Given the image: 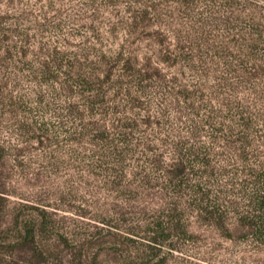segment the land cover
<instances>
[{
  "label": "rangeland",
  "instance_id": "obj_1",
  "mask_svg": "<svg viewBox=\"0 0 264 264\" xmlns=\"http://www.w3.org/2000/svg\"><path fill=\"white\" fill-rule=\"evenodd\" d=\"M184 11L176 0H0V264H264V243L237 225L263 185L264 71L178 48ZM190 11L226 47L256 42L264 64V0ZM117 54L132 58L125 68ZM200 195L221 222L195 208Z\"/></svg>",
  "mask_w": 264,
  "mask_h": 264
},
{
  "label": "trees",
  "instance_id": "obj_2",
  "mask_svg": "<svg viewBox=\"0 0 264 264\" xmlns=\"http://www.w3.org/2000/svg\"><path fill=\"white\" fill-rule=\"evenodd\" d=\"M136 1V0H133ZM197 3V0H176L177 7H181L184 9V22L178 20L177 24L179 28L173 29L174 31V38L176 41V45L180 49H196L202 46L204 49H217L219 51L224 52L223 54L227 57H230L236 63L238 64L239 68L237 70L240 75L243 76H258L262 74L264 71V64L262 60L257 58L255 55V51L259 50L255 46L254 42H248L244 43L242 46L232 45L235 41L234 39H230L228 41L227 47L221 43L220 39L213 38L210 36L209 27L212 26L215 22L213 20H210V17L207 18H200L198 13H191L190 10H193L194 5ZM223 8H225V4H222ZM150 8L154 9V5H150ZM131 13V22L127 23L125 25V30L128 33H131L134 31V29L139 26L140 23H143L145 20V16L147 14V9L142 8L141 10L137 11H130ZM155 41L157 44L162 45L167 41V37L165 34L160 32H155ZM256 41V40H254ZM240 44V42H239ZM257 44V43H256ZM264 49V48H262ZM57 52L50 53L49 58L56 61L57 58ZM104 59V61H103ZM132 58L131 57H123L120 54H117L115 56V60L122 63L123 68L127 65L128 62H130ZM1 60V58H0ZM102 61L104 63L108 62V59H105L103 56ZM47 59L42 61L41 68L42 73L47 74L49 76L48 66H47ZM108 72V71H107ZM108 74V73H106ZM65 75H69L67 72ZM67 77V76H66ZM74 77H77L78 79H83L82 81H86L85 78H79L82 77L80 72H76L74 74ZM77 113L75 115H78V112L74 109H72V112ZM145 124L149 122V120H143ZM243 125H247V122L243 120ZM36 139L38 142H42L41 138H43V134H37ZM40 139V140H39ZM178 152V151H177ZM177 154V161L174 164V167L167 172V175L170 177H175L177 175H180L181 168L183 165V160L181 158L180 153ZM180 156V157H178ZM169 173V174H168ZM171 175V176H170ZM262 189L259 194H256L257 196L254 197L253 201L250 203L252 204V207L257 211L256 214L251 215L249 213H244L241 216L238 217L237 225L246 228L245 229V235L251 237L253 240L264 243V179H262ZM204 195H200L199 200L196 201L195 208L200 212H207L209 216L205 217H213L216 222L222 221L221 214H215L214 211H207L209 209V203L206 202ZM208 203V204H207ZM213 207V206H212ZM241 230V229H240ZM27 235H30L32 233L31 230H26Z\"/></svg>",
  "mask_w": 264,
  "mask_h": 264
}]
</instances>
